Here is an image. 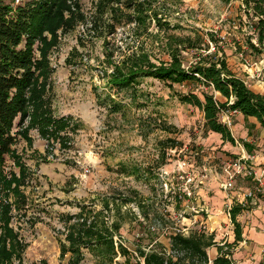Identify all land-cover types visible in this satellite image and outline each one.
Returning <instances> with one entry per match:
<instances>
[{
	"label": "rangeland",
	"instance_id": "obj_1",
	"mask_svg": "<svg viewBox=\"0 0 264 264\" xmlns=\"http://www.w3.org/2000/svg\"><path fill=\"white\" fill-rule=\"evenodd\" d=\"M239 6L240 0L59 1L34 53L52 116L69 125L57 138L32 128V144L17 134L13 146L23 167L12 153L0 167V264H69L71 252L61 251L71 215L118 217L116 240L134 251L175 228L187 231L190 217L216 214L220 200L229 214L240 197L236 187L223 186L233 157L218 137L199 138L208 135L200 111L178 99L181 91L213 87L150 75L129 84L124 77L137 52L160 63L170 59L168 46L182 41L185 66L225 55L248 83L264 86V56L244 42ZM243 30L252 33L248 25ZM249 216H239L244 227ZM222 227L234 228L230 217ZM95 253L83 248L80 263L99 264Z\"/></svg>",
	"mask_w": 264,
	"mask_h": 264
},
{
	"label": "trees",
	"instance_id": "obj_2",
	"mask_svg": "<svg viewBox=\"0 0 264 264\" xmlns=\"http://www.w3.org/2000/svg\"><path fill=\"white\" fill-rule=\"evenodd\" d=\"M59 1L27 0L13 5L0 0V167L4 164L6 155L11 153L23 167L13 146L17 141V134H21L32 144V128H37L41 136L57 138L61 136V130L69 125L65 117L52 116L45 93L46 82H39L37 77L44 66L34 53V44L43 34L45 23L54 18ZM239 8L242 11L239 23L244 42L251 48V52L264 56V0H240ZM244 25L251 28V34L243 30ZM183 43L170 44V59L160 63L154 62L147 52H137L131 57L130 73L123 77L129 84L140 76L150 75L171 85L197 82L220 91L227 98L226 101L218 100L213 91L206 89L201 93L181 91L178 99L200 107L204 111L205 131L221 133L224 141L236 142L230 127L221 118L224 110H236L257 117L264 126V94L254 91L244 78L238 76L225 55L200 56L196 62L185 66L182 50L186 46ZM195 45L192 44L191 47ZM127 81H116V84H127ZM17 118L16 125L19 129L13 133ZM245 209V204L240 202L232 204L229 211L234 239L232 242L218 244V254L212 263L208 248L217 245L214 233L204 229L186 233L173 230L169 233L170 246L155 237L149 238L148 242H140L132 251L115 237H122L120 229L123 221L118 217L110 221L108 215L99 221L97 213H89L86 218L81 214L69 216L74 221L67 223L66 239L69 243L62 245L61 255L71 252L69 264H81L82 249L93 248L97 252L95 254L99 264H237L232 250L243 240L244 227L239 215ZM118 256L125 257L124 262L115 260ZM260 264H264V259Z\"/></svg>",
	"mask_w": 264,
	"mask_h": 264
},
{
	"label": "crops",
	"instance_id": "obj_3",
	"mask_svg": "<svg viewBox=\"0 0 264 264\" xmlns=\"http://www.w3.org/2000/svg\"><path fill=\"white\" fill-rule=\"evenodd\" d=\"M232 70H234L238 76L244 78L242 77L241 72L235 68H232ZM250 76H252V73ZM247 84L250 85L254 91L264 94V86L252 82H247ZM212 91L218 100H227V98L224 97L220 91L215 89ZM196 109L200 111L202 118L201 125L205 129L204 111L198 106ZM229 115L232 118V123L229 125V127L236 139L235 143H232L231 141H224L222 134L216 131H206V134L208 135H206V137L199 138L218 137L221 141L220 143L222 145V149L226 150L227 153L233 157L230 158V160L226 163V167L224 168L225 182L227 181L228 176L233 169L231 164L232 160L245 157L246 155H252L251 163H253L255 167L258 179L261 180L264 186V126L261 124V122H259L257 117L245 115L240 111L230 112ZM221 118L224 121V113H221ZM210 171H212V169ZM203 177L205 178L200 179L201 182H204L207 179V175H203ZM233 180L234 184L232 187H236V190H234L233 193L238 192V195H240L239 198H236V202L245 204L246 209L243 211H248L250 213V216L248 217L249 220L245 225L246 227L242 225L244 227L243 240L239 241V243L232 250L233 258H235L237 264H260V262L264 259L261 253L264 250V196L260 193H257L255 197H245L244 194L247 192V190L254 186L255 179H252L247 175H242L236 176ZM234 195L233 197H236V195ZM231 201L233 200L231 199L230 202ZM221 202L222 200H220V203L217 206L215 211L216 214L209 215L207 219L203 220L202 218L200 219L198 215H195L188 218V221H185V224L187 225L185 227L188 229L186 232H190L191 230L197 229L203 225L207 232L214 233V240L217 245H213L208 248L210 263L213 262L214 258L218 254V244H223L225 241L232 242L235 236L234 228H232L230 232H224L222 222L227 221L230 215L222 211L223 203ZM236 202L234 201L233 203ZM156 239L163 242L165 245L170 246L169 237L159 235L156 237ZM253 252L255 253L254 255L252 254Z\"/></svg>",
	"mask_w": 264,
	"mask_h": 264
},
{
	"label": "built area",
	"instance_id": "obj_4",
	"mask_svg": "<svg viewBox=\"0 0 264 264\" xmlns=\"http://www.w3.org/2000/svg\"><path fill=\"white\" fill-rule=\"evenodd\" d=\"M19 1V0H17ZM232 101V97L230 99V102ZM236 111V110H234ZM233 112L232 110H224L222 113L225 114V119L224 122L229 126L232 123V118L230 117L229 113ZM251 158L252 155H246L245 157H240V158H236L234 160H232L231 164H232V170L231 173L228 176L227 181L223 184V186L227 189H231V187L234 184V178L236 176H242V175H247L248 177H251L252 179H255V186L250 188L249 190H247V192L244 194L245 197H255L257 193H261L264 196V186L263 183L261 182L260 179H258L257 174H256V170L255 167L253 165V163H251ZM233 204V203H232ZM232 204L228 205L227 211L230 215V208L232 207ZM155 227H152V229H154ZM174 231H181V232H185V229L182 228H175ZM117 239V237H116ZM122 244L123 242L121 240H119ZM117 244V242H116Z\"/></svg>",
	"mask_w": 264,
	"mask_h": 264
}]
</instances>
